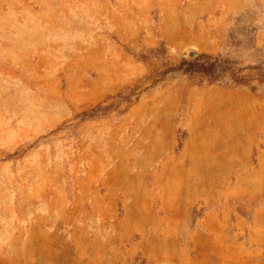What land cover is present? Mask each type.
I'll return each instance as SVG.
<instances>
[{
	"label": "rangeland",
	"instance_id": "374dc122",
	"mask_svg": "<svg viewBox=\"0 0 264 264\" xmlns=\"http://www.w3.org/2000/svg\"><path fill=\"white\" fill-rule=\"evenodd\" d=\"M0 264H264V0H0Z\"/></svg>",
	"mask_w": 264,
	"mask_h": 264
},
{
	"label": "trees",
	"instance_id": "16d2710c",
	"mask_svg": "<svg viewBox=\"0 0 264 264\" xmlns=\"http://www.w3.org/2000/svg\"><path fill=\"white\" fill-rule=\"evenodd\" d=\"M202 62L198 64L199 67L205 71L207 75V80L209 82H221L223 83L224 73L229 72V66L226 64L227 62L221 60L219 57H212V56H204L201 58ZM197 64V63H196ZM195 65L190 64L187 67L186 71L194 67Z\"/></svg>",
	"mask_w": 264,
	"mask_h": 264
}]
</instances>
